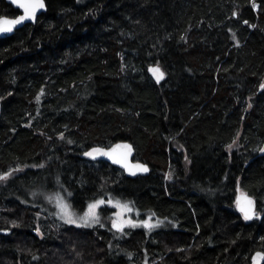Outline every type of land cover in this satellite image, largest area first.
Segmentation results:
<instances>
[{
  "label": "trees",
  "instance_id": "obj_1",
  "mask_svg": "<svg viewBox=\"0 0 264 264\" xmlns=\"http://www.w3.org/2000/svg\"><path fill=\"white\" fill-rule=\"evenodd\" d=\"M45 2L0 39V264H249L264 252V0ZM16 13L0 0V16ZM118 141L148 174L81 156ZM57 187L78 212L119 201L160 225L75 229L32 201ZM237 187L260 218L236 212Z\"/></svg>",
  "mask_w": 264,
  "mask_h": 264
},
{
  "label": "snow or ice",
  "instance_id": "obj_2",
  "mask_svg": "<svg viewBox=\"0 0 264 264\" xmlns=\"http://www.w3.org/2000/svg\"><path fill=\"white\" fill-rule=\"evenodd\" d=\"M12 2L16 4L17 7L22 9L23 14L15 19L0 18V33L12 32L16 25L21 24L25 20H34L37 11L44 8L43 0H12ZM149 71L153 73L157 82H159L163 78L164 74L162 71H160L159 67L150 68ZM261 87L264 88V85H261ZM69 142L71 143V141ZM121 147L128 149V152H130L131 150L130 145L116 146V148ZM228 147L231 148L232 145H229ZM128 152L121 153L119 154V156H117L113 154L115 153V149H112L109 152H105L103 149H93L92 152H86L85 155L91 156L93 153L107 155L113 160L114 163L122 164L124 167L129 168V165L127 163ZM134 167L147 171V169L143 165H135ZM132 174L135 175V172H132ZM3 178L4 177L0 176V179ZM237 191H240L239 188L237 189ZM68 195L71 196V193H68ZM49 199H51V197H49ZM104 203V200H97L93 203H89L88 210L84 213L83 216L77 218L75 217L74 213L68 211L70 205L64 202L63 197L59 196L58 194L56 196V206L60 210V218L65 220L66 223L77 224V226H80L81 224L84 226H91L92 224L98 223L99 216L97 215L96 209ZM109 203H111V201H109ZM236 203L237 208L243 214L244 219H252V216L254 214L252 199L247 195H238ZM113 206L131 211L128 205H121L119 201H117ZM117 215H120V213H117ZM128 223H131V221H128ZM142 224L145 228L148 229L154 227V225L150 224L147 220L143 221ZM113 227L117 230H122L123 222L117 223L116 220H113ZM258 258L264 259V254L257 253L256 256L253 257V264H258Z\"/></svg>",
  "mask_w": 264,
  "mask_h": 264
},
{
  "label": "water",
  "instance_id": "obj_3",
  "mask_svg": "<svg viewBox=\"0 0 264 264\" xmlns=\"http://www.w3.org/2000/svg\"><path fill=\"white\" fill-rule=\"evenodd\" d=\"M7 3L11 4L13 8L15 9H18L19 10V14L15 17H9V16H0V18H7V19H15V18H18L20 15L23 14L22 12V9H20L19 7H17L16 4H14L12 2V0H5ZM43 4H44V8L43 9H39L36 13V16H35V19L34 20H25L24 22H22L21 24L19 25H16L13 29L12 32H7V33H0V39H3V38H6L8 36H11L17 29L19 28H22L24 25L26 24H34L36 22V19L37 17L42 14L43 12L46 11V2L45 0H43ZM155 67H158L157 65H150L148 67V73L149 75L151 76V78L158 84L161 82V80L159 82H157L155 76L153 75L152 72L149 71L150 68H155ZM160 69V67H159ZM161 71V69H160ZM1 112H2V103L0 102V116H1ZM117 145H130L131 146V150L130 152H128V149H125L123 147L121 148H116ZM93 149H103L105 152H109L111 151L112 149H115V153H113L114 155H117L119 156V154L121 153H125V152H128V155H127V163L129 165V168H126L124 167L122 164H118V163H114L113 160L111 158H109V156L107 155H101V154H98V153H93L91 156H88V155H85L86 152H92ZM134 153H135V150H134V146L132 145V143L128 142V141H118V142H115L113 144H111L110 146L108 147H103V146H93V147H90L89 149L85 150L83 153H82V158L88 160V161H106L108 162L109 164L121 169L123 171V173L126 175V176H129V177H136V176H139V175H146L148 174L149 170H150V167L148 166V164L142 162V161H139V160H134ZM264 155V140H263V143L258 151V156H262ZM135 165H143L147 171H144L142 169H139V168H136L134 167ZM132 172H135V175L132 174ZM239 187H237L238 189ZM240 190V189H239ZM238 195H247L249 198L252 199V197L250 195H248L246 192L244 191H237L236 193V196H235V210L236 212H238L239 214H241L243 216V214L238 210L237 208V196ZM253 201V207H254V214L252 216V219L253 218H260L261 216L258 214L257 215V210H256V205H255V202L254 200L252 199ZM244 217V216H243ZM113 220H116L117 223H119V221L115 218H113L111 220V223H110V226L113 230H116V231H119L117 230L116 228L113 227ZM250 220V219H249ZM0 233H7L6 231H1ZM257 253H261V254H264L263 251L261 250H257V251H254L252 254H251V257H250V262L249 264H253V257L256 256ZM264 262V259H260L258 258V264H263Z\"/></svg>",
  "mask_w": 264,
  "mask_h": 264
},
{
  "label": "rangeland",
  "instance_id": "obj_4",
  "mask_svg": "<svg viewBox=\"0 0 264 264\" xmlns=\"http://www.w3.org/2000/svg\"><path fill=\"white\" fill-rule=\"evenodd\" d=\"M255 7H256V5H255ZM57 194L59 196L63 197L65 203L70 205V208L68 209V211L74 213L75 217L78 218L80 216H83L84 213L88 210V206L81 212L74 210L70 204V201L68 199V195L63 190H61V188H59V187H57L56 189H50V190H45V191L44 190H34L31 193V198H32V201L35 202L36 204H38V206L40 207V209H39L40 212H42L43 210L46 212H50L60 222L66 224L65 220L60 218V214H59L60 210L56 206ZM49 197H51V199H49ZM97 200H101V199H97ZM93 202H95V201H93ZM93 202H91V203H93ZM116 202L117 201H111L110 206H111L112 210L108 213H103V211H100L101 206H103L104 204L101 205L100 207H98L96 209V212H97V215L99 216V222L92 224V225L110 227V223H111V220L113 218L117 219L119 221V223L123 222V228L121 231L119 230L120 232H126V230L128 228L136 227V226L142 224V222L145 220H147L150 224H152L154 226L160 225V222H157V221L155 222L153 219H151L150 215H147L146 218H144L143 220H139L135 215H133L131 213V211H127L123 208L114 207L113 205ZM120 204L125 205V203H121V202H120ZM117 213H120V215H117ZM128 221H131V223H128ZM67 224H69V223H67ZM69 225H73L72 227H74L75 229H83L84 227L85 228L89 227V226H84L82 224L80 226H77V224H69ZM133 225H135V226H133ZM37 234L39 236H41V232L39 230H37Z\"/></svg>",
  "mask_w": 264,
  "mask_h": 264
},
{
  "label": "flooded vegetation",
  "instance_id": "obj_5",
  "mask_svg": "<svg viewBox=\"0 0 264 264\" xmlns=\"http://www.w3.org/2000/svg\"><path fill=\"white\" fill-rule=\"evenodd\" d=\"M5 1V0H4ZM9 4V3H8ZM11 5V4H10ZM12 6V5H11ZM19 14V10L17 9V13L14 16H9V17H15Z\"/></svg>",
  "mask_w": 264,
  "mask_h": 264
}]
</instances>
